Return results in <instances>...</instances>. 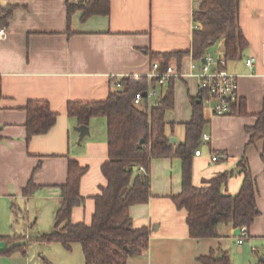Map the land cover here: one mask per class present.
Here are the masks:
<instances>
[{
    "label": "crops",
    "instance_id": "0c3cea01",
    "mask_svg": "<svg viewBox=\"0 0 264 264\" xmlns=\"http://www.w3.org/2000/svg\"><path fill=\"white\" fill-rule=\"evenodd\" d=\"M76 1L0 0L14 6L7 27L0 29V229L21 238L26 235V240L34 238L41 251L46 250L45 255L39 251L37 264H84L78 243L66 250L58 242L35 240L54 228L61 202L59 185L66 180L68 160L86 167L80 179L85 202L73 208V222L90 223L93 197L106 184L101 171L108 151L105 118L91 117L89 135L79 140L73 130L78 122L67 116V102L102 100L117 87L115 79L147 76L150 50L189 51L196 26L193 11L200 2L110 0L108 15L81 20V12L75 11L68 33L66 3ZM238 22L247 47L241 57L227 60L226 68L237 76L238 99L243 100L246 113L214 115L202 105L209 119L203 134L209 138H202L199 155L193 154L192 182L201 186L204 180L230 171L222 191L236 193L242 181L236 164L245 155L256 182L259 214L241 244L233 234L235 227L225 224L218 226V236L190 237L186 212L171 199L181 190V160L155 158L149 165L150 197L128 208L134 227L150 229L148 249L128 257L126 264H202L199 257L209 250L226 251L232 264H255L264 252V135L250 143L248 130L264 98V0H239ZM248 57L254 58L252 70L246 64ZM198 61L191 52L179 65L175 57L169 59L168 64L180 74L172 78L174 105L164 118L167 134L177 142L183 141L184 123L192 114L190 98L198 95V67L191 68ZM166 84L158 87L160 93ZM29 100L47 101L57 117L46 133L27 142L24 107ZM213 153L218 154L217 160H211ZM29 180L37 188L25 196L23 188Z\"/></svg>",
    "mask_w": 264,
    "mask_h": 264
},
{
    "label": "trees",
    "instance_id": "16d2710c",
    "mask_svg": "<svg viewBox=\"0 0 264 264\" xmlns=\"http://www.w3.org/2000/svg\"><path fill=\"white\" fill-rule=\"evenodd\" d=\"M239 0H200L193 11L195 27L192 32L189 51H149L151 61H158L163 70L169 59L175 57L178 65L181 58L191 52L200 59L208 50L221 41L222 56L226 60L242 56L247 41L238 22ZM14 6L0 2V29L7 27ZM80 11V19L91 15H108L110 0H77L66 3V16ZM117 87L102 100L69 101L66 104L68 117H74L78 124H88L93 116H102L106 122L107 159L101 165L106 184L100 187L94 198V211L90 223L73 222L72 210L82 206L85 197L80 193V179L86 167L77 160L69 159L64 183L59 185L61 202L55 212L54 228L48 233L35 237L42 243L58 242L64 249L71 250L78 243L84 264H126L131 256L142 255L149 245L150 229L147 226L134 227L128 208L145 203L150 197L149 165L159 157L177 156L181 160V190L171 199L178 209L186 212L188 234L192 238L218 236L220 224L232 227L245 226L247 229L259 214L256 206V182L245 155L237 161L242 181L234 194L222 191V185L230 171L222 172L203 185L192 182V159L202 144V134L209 119L202 106V95L190 98L192 114L184 123L185 137L182 142H170L167 134L165 111L174 105L173 82L170 78L157 105L148 106L146 97L140 104L133 101L137 92H144L155 78L147 76H123L114 80ZM26 110V141L33 136L46 133L55 123L57 113L45 100H29ZM246 113L243 100L230 104V112ZM249 142L264 135V98L262 109L251 128ZM142 139V142L140 140ZM140 166L144 171L140 170ZM37 186L29 180L23 188L25 196L31 195ZM18 211L13 210L14 217ZM8 247L0 253L20 250L25 253L26 243L14 244L20 235H1ZM202 264H232L226 251L209 250L201 255ZM255 264H264L258 260Z\"/></svg>",
    "mask_w": 264,
    "mask_h": 264
},
{
    "label": "built area",
    "instance_id": "2783aa9c",
    "mask_svg": "<svg viewBox=\"0 0 264 264\" xmlns=\"http://www.w3.org/2000/svg\"><path fill=\"white\" fill-rule=\"evenodd\" d=\"M204 58L202 62L201 59ZM254 58L248 57L246 64L252 70ZM227 60L222 55L213 57L210 53H206L202 56L198 62L191 64V68L198 67V94L202 95V105L207 107L214 115H223L230 112V104L238 100V83L237 76L226 68ZM180 73L173 66L168 64L165 69H160L158 61H154L151 64V69L147 74L149 79L155 78L154 84H150L146 90V93L137 92L134 95L133 101L135 104H140L146 97L148 106L157 105L162 95L157 90L158 87H163L170 78L178 76ZM138 79V75L133 76ZM203 139H208V134L202 135ZM200 150L196 149L194 155H199ZM211 160H217L218 154H212ZM140 170L144 171V168L140 166ZM240 234L236 236V242L238 244L243 243L247 236V228L241 226Z\"/></svg>",
    "mask_w": 264,
    "mask_h": 264
},
{
    "label": "rangeland",
    "instance_id": "374dc122",
    "mask_svg": "<svg viewBox=\"0 0 264 264\" xmlns=\"http://www.w3.org/2000/svg\"><path fill=\"white\" fill-rule=\"evenodd\" d=\"M209 53L213 56V57H218L222 51L221 49V41H218L216 44H214L209 50ZM229 64V61H227V65ZM157 90L159 91V88H157ZM207 108H205L206 110ZM20 220V218H18V221ZM15 233H18V230L14 231ZM0 234L5 236V235H9V234H14L12 231H7L4 230V228L0 229ZM26 240V235L25 238H21L15 242L18 241H23ZM26 251L25 253H23L20 250H14L11 253H0V264H37V259L36 257H38V259L40 258V254L39 251H41L40 248H42V246L40 247L37 243L34 242V238H31L29 240H26ZM8 247V242L4 239H0V250H3L5 248ZM43 249V248H42ZM42 255H45L46 250H42L41 251Z\"/></svg>",
    "mask_w": 264,
    "mask_h": 264
},
{
    "label": "water",
    "instance_id": "95a60500",
    "mask_svg": "<svg viewBox=\"0 0 264 264\" xmlns=\"http://www.w3.org/2000/svg\"><path fill=\"white\" fill-rule=\"evenodd\" d=\"M201 61L203 62L204 61V58H202ZM145 93H146V91L143 92V94H145ZM73 130H75L78 133L79 140L81 138H83L84 136L89 135V129H88V125L87 124H78V125H75L73 127ZM140 142H142V139L140 140ZM170 142L171 143L177 142V139L171 136L170 137ZM233 234L235 236L239 235L240 234V228L239 227L234 228ZM259 259L261 261H264V252L259 256Z\"/></svg>",
    "mask_w": 264,
    "mask_h": 264
}]
</instances>
